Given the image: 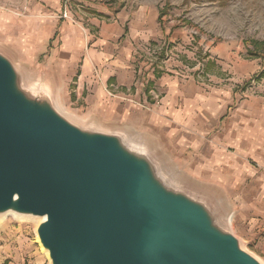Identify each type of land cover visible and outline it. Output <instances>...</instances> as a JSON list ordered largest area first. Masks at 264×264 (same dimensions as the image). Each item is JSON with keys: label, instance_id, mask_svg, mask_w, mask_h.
I'll use <instances>...</instances> for the list:
<instances>
[{"label": "water", "instance_id": "water-1", "mask_svg": "<svg viewBox=\"0 0 264 264\" xmlns=\"http://www.w3.org/2000/svg\"><path fill=\"white\" fill-rule=\"evenodd\" d=\"M0 48V216L38 219L51 264H263L126 128L79 125Z\"/></svg>", "mask_w": 264, "mask_h": 264}, {"label": "crops", "instance_id": "crops-1", "mask_svg": "<svg viewBox=\"0 0 264 264\" xmlns=\"http://www.w3.org/2000/svg\"><path fill=\"white\" fill-rule=\"evenodd\" d=\"M62 2L0 0V48L18 56L50 50L49 65L74 83L72 92L81 101L86 120L107 129L150 133L157 141L168 136L188 142L199 154L200 167L215 181H241V167L250 169L251 178L264 188V174L250 165L264 166V83L252 95L240 89L264 73L261 57H245L238 46H207L209 82L216 86L204 87L180 76L172 69L178 65L175 57L176 66L160 60L153 75L143 71L146 60L136 65L133 61L142 58L136 56L139 46L168 40L182 52L186 44L182 32L160 26L158 10L147 14L143 8L132 19L120 20L108 11L107 22L91 23L99 29L94 37L81 24L67 20L69 12ZM183 54L190 56L187 51ZM109 90L127 101L111 97ZM150 91L161 95L160 106L154 105ZM131 100L150 102L143 109Z\"/></svg>", "mask_w": 264, "mask_h": 264}, {"label": "rangeland", "instance_id": "rangeland-1", "mask_svg": "<svg viewBox=\"0 0 264 264\" xmlns=\"http://www.w3.org/2000/svg\"><path fill=\"white\" fill-rule=\"evenodd\" d=\"M62 5L69 12L67 20L81 24L89 30L87 34L94 37L99 29L92 27L91 23L107 22L110 19L108 11L120 20L132 19L143 8L147 14L158 10L160 26L182 32L186 44L182 52L173 49L175 44L168 40L139 46L136 56L142 58L136 57L133 61L136 65L146 60L144 72L152 71L160 60L165 59L163 51L166 46L170 49L169 66L175 65L172 61L175 57L178 67L175 65L176 68L172 69L204 87L212 85L209 82L207 59L210 53L207 46L212 49L238 46L243 49L245 57L258 56L264 60V0H63ZM184 51L190 56L184 55ZM50 57V50L41 55H11L15 67L26 77V83L51 91L65 116L79 125L89 126L90 121L82 114V103L72 92L74 83L64 73L54 72V67L49 65ZM157 71L150 74L155 75ZM263 74L242 83L240 89L252 95L257 88L263 87ZM258 93L261 92L255 94ZM126 130L130 142L150 147L153 157L171 180L205 197L221 218L231 219V230L244 250L264 264V188L251 178L250 169L244 171L240 167L242 177L239 182L215 181L206 169L200 167L199 154L190 143L176 142L167 139L168 136L157 141L150 133L144 135ZM250 165L253 171L264 174V166L256 162ZM39 222L35 218L13 214L0 216V264H51L36 233Z\"/></svg>", "mask_w": 264, "mask_h": 264}, {"label": "built area", "instance_id": "built-area-1", "mask_svg": "<svg viewBox=\"0 0 264 264\" xmlns=\"http://www.w3.org/2000/svg\"><path fill=\"white\" fill-rule=\"evenodd\" d=\"M162 52V51H161ZM164 52V57H165V59H163V64H166L168 61H167V59H169L170 58V55H169V53H170V49H168V46H166V49L163 51ZM156 55H157V53H156ZM171 59V58H170ZM157 69H159V66H157L156 65V68L154 69L153 68V70L152 71H150V73H152V72H154V70H157ZM137 83H139V82H137ZM135 89H136V93H139V87L138 86H136L135 87ZM130 92V91H129ZM109 95L111 96V97H119V99H123V100H126L127 101V97H125V96H118L116 93H114V92H112V91H110L109 90ZM150 94H151V96H152V99H153V101H154V105H156V106H160L161 105V95L159 94V93H157V92H154V91H150ZM131 102L132 103H135L136 101H134V100H131ZM137 103V102H136ZM138 105H140V106H142V107H144L145 109L146 108H148V103H147V101L146 102H144V103H137Z\"/></svg>", "mask_w": 264, "mask_h": 264}, {"label": "bare ground", "instance_id": "bare-ground-1", "mask_svg": "<svg viewBox=\"0 0 264 264\" xmlns=\"http://www.w3.org/2000/svg\"><path fill=\"white\" fill-rule=\"evenodd\" d=\"M26 80V79H25ZM27 82V81H26ZM27 85L32 88V89H36L38 88L37 86H35L33 83H27ZM231 221V219L229 220V222Z\"/></svg>", "mask_w": 264, "mask_h": 264}]
</instances>
